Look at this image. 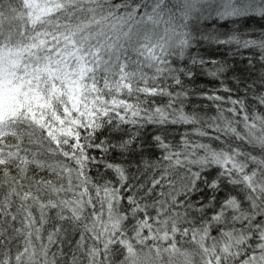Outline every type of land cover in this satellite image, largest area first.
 <instances>
[{"label": "snow or ice", "instance_id": "6c2138e0", "mask_svg": "<svg viewBox=\"0 0 264 264\" xmlns=\"http://www.w3.org/2000/svg\"><path fill=\"white\" fill-rule=\"evenodd\" d=\"M0 264H264V0H0Z\"/></svg>", "mask_w": 264, "mask_h": 264}, {"label": "trees", "instance_id": "16d2710c", "mask_svg": "<svg viewBox=\"0 0 264 264\" xmlns=\"http://www.w3.org/2000/svg\"><path fill=\"white\" fill-rule=\"evenodd\" d=\"M229 75H231V74H229ZM196 83L197 84L205 85L206 87H214V86H217V85H214L212 83H209V78H207L205 76H202V75L201 76H198Z\"/></svg>", "mask_w": 264, "mask_h": 264}]
</instances>
